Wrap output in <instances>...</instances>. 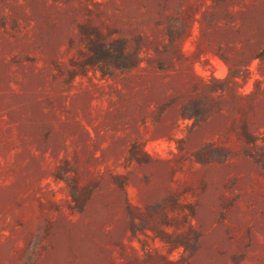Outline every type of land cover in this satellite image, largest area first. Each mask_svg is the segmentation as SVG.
I'll list each match as a JSON object with an SVG mask.
<instances>
[{
  "label": "rangeland",
  "instance_id": "rangeland-1",
  "mask_svg": "<svg viewBox=\"0 0 264 264\" xmlns=\"http://www.w3.org/2000/svg\"><path fill=\"white\" fill-rule=\"evenodd\" d=\"M0 264H264V0H0Z\"/></svg>",
  "mask_w": 264,
  "mask_h": 264
}]
</instances>
